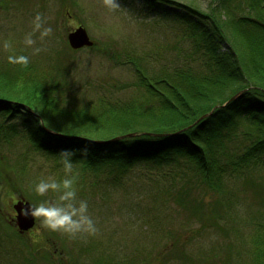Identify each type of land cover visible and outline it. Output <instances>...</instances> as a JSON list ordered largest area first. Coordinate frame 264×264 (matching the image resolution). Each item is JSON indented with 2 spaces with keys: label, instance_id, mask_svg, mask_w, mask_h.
Returning <instances> with one entry per match:
<instances>
[{
  "label": "rangeland",
  "instance_id": "1",
  "mask_svg": "<svg viewBox=\"0 0 264 264\" xmlns=\"http://www.w3.org/2000/svg\"><path fill=\"white\" fill-rule=\"evenodd\" d=\"M211 2L199 0L203 8ZM120 3V10L109 12L102 0H0V61L10 65L3 42L11 40L18 53L29 56L35 70L51 68L52 82L55 75L64 82L62 95L71 108L135 96L131 60L116 59L115 51L120 56L150 53L151 71L168 59L178 62L181 56L197 62L191 45L179 38L180 22L164 17L171 15V8L163 4L144 10L142 0ZM38 13L53 34L43 43L37 41V47L46 50L33 55L22 41ZM81 24L94 46L72 49L67 35ZM175 44L177 51L172 50ZM153 50L161 57L152 55ZM9 139L0 144L1 167L12 163L23 172L22 180L11 185L3 181L5 175L0 176V264H264V168L246 180L225 173L229 178L217 190L191 173L185 174L187 179L178 175L158 182L127 174L119 186L112 183V171L94 175L87 167L80 171L81 164L73 162L79 174L78 196L88 201L99 232L70 239L43 229L34 218L27 230L16 226L14 198L37 206L54 199L52 193L38 196L35 186L48 177L61 180L64 172L61 158L29 145L25 131ZM164 171L169 176V169ZM37 230L42 237H36Z\"/></svg>",
  "mask_w": 264,
  "mask_h": 264
},
{
  "label": "trees",
  "instance_id": "2",
  "mask_svg": "<svg viewBox=\"0 0 264 264\" xmlns=\"http://www.w3.org/2000/svg\"><path fill=\"white\" fill-rule=\"evenodd\" d=\"M163 4L172 9L164 17L180 22L179 38L191 45L195 64L181 56L151 71L150 53L115 51L116 59L131 60L135 96L71 108L62 95L64 82L57 75L52 82L51 68L0 61V144L23 130L29 145L46 155L87 146V157H73L80 171H112V183L119 186L127 174L158 182L191 173L218 190L229 178L225 173L246 180L264 168V0H212L208 8L199 0L141 3L144 10ZM19 169L0 162L7 185L21 179Z\"/></svg>",
  "mask_w": 264,
  "mask_h": 264
},
{
  "label": "clouds",
  "instance_id": "3",
  "mask_svg": "<svg viewBox=\"0 0 264 264\" xmlns=\"http://www.w3.org/2000/svg\"><path fill=\"white\" fill-rule=\"evenodd\" d=\"M102 5L109 12L120 10V0H102ZM38 34V36H37ZM53 34V29L47 26L41 14H36L32 21V30L25 34L22 41L24 48H31L33 55L39 54L46 49L37 47V41L43 43L46 38ZM3 48L10 54L7 57L9 64L27 68L30 58L27 55L18 53L16 46L11 40L3 42ZM79 153L82 157H87L89 149L87 146L73 149L66 148L61 150L60 157L63 165L64 177L57 180L54 177L42 179L35 186V193L40 197H48L49 193L54 194V199H45L39 205H30L23 209L25 217L31 216L35 221H39L43 229L66 235L70 239L81 237L96 236L99 229L89 212L87 200L80 199L78 196L77 182L78 172L74 171L73 157ZM15 203L18 200H15ZM36 237H42L40 230L36 231ZM34 242H39L34 239Z\"/></svg>",
  "mask_w": 264,
  "mask_h": 264
},
{
  "label": "water",
  "instance_id": "4",
  "mask_svg": "<svg viewBox=\"0 0 264 264\" xmlns=\"http://www.w3.org/2000/svg\"><path fill=\"white\" fill-rule=\"evenodd\" d=\"M68 44L72 49H79L82 47H89L93 45V41L90 39L87 30L82 26H78L72 29L67 35ZM14 209L18 212L16 226L21 230H27L33 225V218L31 216L25 217L22 213L23 209L29 208L28 202L23 203L19 200L13 205Z\"/></svg>",
  "mask_w": 264,
  "mask_h": 264
}]
</instances>
